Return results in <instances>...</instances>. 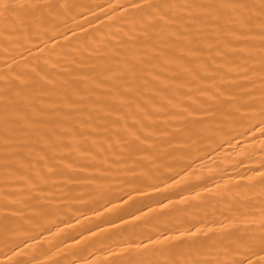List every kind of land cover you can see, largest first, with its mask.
<instances>
[{
	"label": "bare ground",
	"instance_id": "obj_1",
	"mask_svg": "<svg viewBox=\"0 0 264 264\" xmlns=\"http://www.w3.org/2000/svg\"><path fill=\"white\" fill-rule=\"evenodd\" d=\"M0 264H264V0H0Z\"/></svg>",
	"mask_w": 264,
	"mask_h": 264
}]
</instances>
